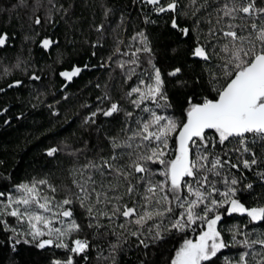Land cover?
I'll return each mask as SVG.
<instances>
[{
	"label": "snow or ice",
	"instance_id": "6c2138e0",
	"mask_svg": "<svg viewBox=\"0 0 264 264\" xmlns=\"http://www.w3.org/2000/svg\"><path fill=\"white\" fill-rule=\"evenodd\" d=\"M74 4L15 0L7 11H15L21 28L27 25L31 35L24 39L35 42L41 31L68 24ZM139 4L148 8L145 25L163 21L176 36L171 51L181 62L162 73L146 29L125 43L117 32L125 17L113 26L114 9L101 3L102 19L89 24L97 33L91 55L113 35L99 66L119 69L127 90L113 98L105 84L81 118L96 143L73 148L60 140L44 149L57 165L71 158L62 170L70 183L57 185L45 173L0 188V233L12 251L19 245L40 250L44 259L37 264H118L121 253L133 250L143 256L138 264H264V192L257 191L264 190V0ZM7 41L0 31V46ZM39 44L56 53L53 63H63L57 40L44 36ZM29 66L17 56L0 64V79L22 72L40 81ZM81 70L73 65L59 75L71 80ZM23 83L14 79L7 87ZM115 122L118 129L109 132ZM253 195L256 202L247 204ZM157 253L161 261L149 258Z\"/></svg>",
	"mask_w": 264,
	"mask_h": 264
},
{
	"label": "trees",
	"instance_id": "16d2710c",
	"mask_svg": "<svg viewBox=\"0 0 264 264\" xmlns=\"http://www.w3.org/2000/svg\"><path fill=\"white\" fill-rule=\"evenodd\" d=\"M13 2L15 0H0V8L4 9L0 11V31L8 33V41L4 46H0V64H12L17 56L21 59L27 58L30 65L28 72L35 71L41 76V80L30 81L22 72L0 79V87L5 88L4 92H0V160L5 162L0 165V188L7 186L8 190H11L12 185L32 177L40 178L45 173H50L49 180L57 185L62 181L70 183V179L66 178V172L62 170L69 167L71 158L62 157L63 162L57 165L51 158L45 156L44 149L60 140H66L73 148L83 147L84 140H90L89 146L96 143L97 134L86 130L87 126L82 128L81 118L88 114L90 108L97 105L96 98L105 91V84L108 85L107 90L113 98H118L122 90H127L126 85L121 88L123 81L119 69L113 71L114 65L112 68L99 66L101 58L106 59L112 50L113 35L104 40L102 48L98 46L95 49L96 56L91 55L93 49L90 43L96 39L97 33L89 28V24L93 20L96 23L100 22L103 11L100 4L105 0H75L69 23L61 21L55 29L49 27L41 31L35 42L24 39L25 34L31 35L27 25L21 28L22 21L16 19L15 11L11 15L7 11ZM61 2L67 7V0ZM107 4L114 9V15L108 17V23L115 26L121 15L125 17L124 31L117 29L125 43H128V38L134 31L146 29L153 41L156 62L162 73L170 71L171 66L181 62L171 51L176 46V36L163 21L158 20L156 25H145L143 14L148 12V8H142L139 0H107ZM151 18L156 19L155 14ZM44 36L59 42L61 50L65 52L63 63H53L56 53L40 47L39 41ZM85 40L88 43H85ZM85 63L90 67L84 69ZM73 65L81 66L79 75L71 80L59 75L60 71H70ZM14 79H20L24 83L8 89L7 84ZM97 84L100 87H96ZM168 87L171 88L172 85L169 84ZM37 93L41 95L39 99H34ZM49 105H53V108L50 109ZM53 111H58L59 115H53ZM65 116L69 119L65 120ZM103 119L98 115L97 123H101ZM118 127L119 122H115V127H109L108 131L114 132ZM257 191L264 192L259 188ZM57 195H60L59 191ZM261 198L264 199V196ZM255 202V195L247 197V204ZM61 251L56 250V254L59 255ZM95 255V250H92L90 259ZM142 258L141 253L128 251L120 254L118 264H138ZM149 258L161 261L159 253L154 257L150 255ZM43 259L40 250L32 246L19 245L17 251H12L6 237L0 233V264H37V261Z\"/></svg>",
	"mask_w": 264,
	"mask_h": 264
},
{
	"label": "water",
	"instance_id": "95a60500",
	"mask_svg": "<svg viewBox=\"0 0 264 264\" xmlns=\"http://www.w3.org/2000/svg\"><path fill=\"white\" fill-rule=\"evenodd\" d=\"M13 88H15V87H13ZM8 89H10V88H8Z\"/></svg>",
	"mask_w": 264,
	"mask_h": 264
}]
</instances>
